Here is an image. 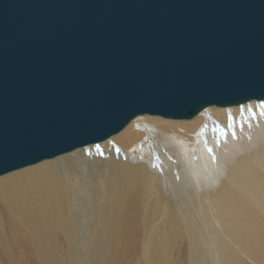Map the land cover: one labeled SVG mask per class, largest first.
<instances>
[{
    "label": "water",
    "instance_id": "water-1",
    "mask_svg": "<svg viewBox=\"0 0 264 264\" xmlns=\"http://www.w3.org/2000/svg\"><path fill=\"white\" fill-rule=\"evenodd\" d=\"M253 101L264 0H0V176Z\"/></svg>",
    "mask_w": 264,
    "mask_h": 264
},
{
    "label": "bare ground",
    "instance_id": "bare-ground-1",
    "mask_svg": "<svg viewBox=\"0 0 264 264\" xmlns=\"http://www.w3.org/2000/svg\"><path fill=\"white\" fill-rule=\"evenodd\" d=\"M145 116L0 176V264H123L134 220L136 264H264V101Z\"/></svg>",
    "mask_w": 264,
    "mask_h": 264
},
{
    "label": "rangeland",
    "instance_id": "rangeland-1",
    "mask_svg": "<svg viewBox=\"0 0 264 264\" xmlns=\"http://www.w3.org/2000/svg\"><path fill=\"white\" fill-rule=\"evenodd\" d=\"M256 102H258V101H256ZM224 109H226V108H224ZM147 117H149V116H147ZM157 118H159V117H157ZM98 145H93V146H91V148L92 147L96 148ZM85 148H88V147H85ZM82 149H84V148H82ZM131 224L132 225H131L130 229L128 230V241L130 242V244H128L125 247L126 250L124 253H122L123 264H136L137 257H138L139 252H140V240H141L142 231L140 230L139 222L137 220H134V222H131ZM21 240H22L21 245H20L21 247H18L19 249L17 248L18 251L16 249V253L17 254L20 253V256L25 260V264H39L38 260L36 258H34V256H31V250L29 249V246H28L26 240L24 239V237ZM0 257L3 260V262L6 263V260H5V258L1 252H0Z\"/></svg>",
    "mask_w": 264,
    "mask_h": 264
}]
</instances>
